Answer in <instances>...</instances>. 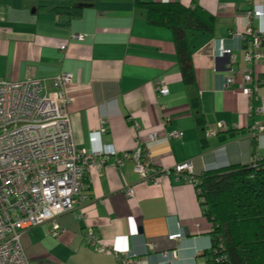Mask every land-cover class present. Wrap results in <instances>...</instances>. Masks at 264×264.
Segmentation results:
<instances>
[{
    "label": "crops",
    "instance_id": "0c3cea01",
    "mask_svg": "<svg viewBox=\"0 0 264 264\" xmlns=\"http://www.w3.org/2000/svg\"><path fill=\"white\" fill-rule=\"evenodd\" d=\"M199 6L214 17V33L189 31L195 83L184 84L170 30L147 22L146 10L136 0H0V79L20 82L73 74L66 85L75 149L113 146L120 154L147 150L160 170L192 162L196 176L232 165H252L264 158V85L256 105L263 113L249 114L250 101L241 92L242 75L251 67L236 33L249 25L245 0H140ZM82 7L79 17L66 22L52 10ZM264 25V19L261 22ZM255 25H258L256 22ZM81 33L83 40L71 39ZM67 45L65 52L60 47ZM237 81L225 87L229 55ZM168 90L159 96L157 87ZM225 128L209 137V130ZM101 128L99 141L90 135ZM182 132L172 138L170 133ZM150 134H155L152 140ZM89 171L88 202L80 211L57 219L61 231L53 236L47 222L23 235L31 264H118L112 254H101L86 241L91 229L99 242L120 253L139 256L138 264H209L213 224L204 215L196 187L173 174H162L159 184L141 180L128 162ZM134 193L128 197L127 188ZM183 232L178 240L169 235ZM152 246V249L150 248ZM170 257H164V253ZM172 254V256H171Z\"/></svg>",
    "mask_w": 264,
    "mask_h": 264
},
{
    "label": "built area",
    "instance_id": "2783aa9c",
    "mask_svg": "<svg viewBox=\"0 0 264 264\" xmlns=\"http://www.w3.org/2000/svg\"><path fill=\"white\" fill-rule=\"evenodd\" d=\"M249 8L246 17L249 25L244 33H236L244 50V60L251 67L264 64V0H245ZM256 22L258 25H255ZM71 39L83 40L81 33H72ZM67 45L60 47L65 52ZM222 55H229L225 87L237 81L236 63L232 50L223 48ZM73 81V74L62 72L53 78V90H48L45 80L29 77L20 82L0 79V264H31L22 237L30 230L47 222L53 225V236L61 227L57 219L69 212L80 211L88 202L89 171L92 167L104 169L110 159L113 165L121 167L130 162L141 180L159 184L162 174H175L178 179L187 180L196 188L200 175L196 176L193 163L185 162L172 170H160L149 161L147 150L137 148L120 154L113 146H92L77 152L75 149L70 116L67 111L69 99L65 93L67 84ZM264 85V71L255 76L254 69L242 75L240 88L250 101L251 116L263 113L256 105L259 88ZM159 96H167L168 90L157 87ZM225 128L224 122L217 124V130ZM255 134L264 133V123L255 122ZM209 130L208 136L218 131ZM104 133L101 128L90 135L91 141H99ZM182 132H172L170 137L180 138ZM153 140L155 134H150ZM262 159L257 156V161ZM199 191V189H198ZM133 189L127 188L126 195L132 196ZM183 232L170 234V240H178ZM87 243L101 254H112L118 264H138L139 256L117 252L101 244L89 229ZM152 249V246H150ZM216 262H227V252L222 242L211 250ZM172 256V254H171ZM164 257H170L164 253Z\"/></svg>",
    "mask_w": 264,
    "mask_h": 264
},
{
    "label": "trees",
    "instance_id": "16d2710c",
    "mask_svg": "<svg viewBox=\"0 0 264 264\" xmlns=\"http://www.w3.org/2000/svg\"><path fill=\"white\" fill-rule=\"evenodd\" d=\"M147 22L171 31L185 85L195 83L189 31L214 33V17L199 6L179 3H143ZM66 22L79 17L82 7H57L52 10ZM197 185L204 215L213 224V246L224 244L227 262H216L211 254L209 264H264V158L252 165H232L208 170ZM199 189V191H198Z\"/></svg>",
    "mask_w": 264,
    "mask_h": 264
},
{
    "label": "rangeland",
    "instance_id": "374dc122",
    "mask_svg": "<svg viewBox=\"0 0 264 264\" xmlns=\"http://www.w3.org/2000/svg\"><path fill=\"white\" fill-rule=\"evenodd\" d=\"M219 130H220V129H218L217 131H219ZM216 135H217V134H216ZM216 135H215V136H216Z\"/></svg>",
    "mask_w": 264,
    "mask_h": 264
}]
</instances>
